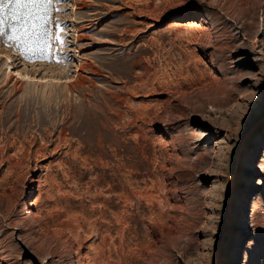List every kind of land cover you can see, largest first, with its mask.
Returning a JSON list of instances; mask_svg holds the SVG:
<instances>
[{
	"label": "rangeland",
	"instance_id": "1",
	"mask_svg": "<svg viewBox=\"0 0 264 264\" xmlns=\"http://www.w3.org/2000/svg\"><path fill=\"white\" fill-rule=\"evenodd\" d=\"M57 7L0 42V264H264V0Z\"/></svg>",
	"mask_w": 264,
	"mask_h": 264
},
{
	"label": "snow or ice",
	"instance_id": "2",
	"mask_svg": "<svg viewBox=\"0 0 264 264\" xmlns=\"http://www.w3.org/2000/svg\"><path fill=\"white\" fill-rule=\"evenodd\" d=\"M61 0H0V42H14L25 58L53 59L52 41L62 43L49 27L52 11H59ZM63 29H60L62 32ZM57 62H59L57 60Z\"/></svg>",
	"mask_w": 264,
	"mask_h": 264
},
{
	"label": "water",
	"instance_id": "3",
	"mask_svg": "<svg viewBox=\"0 0 264 264\" xmlns=\"http://www.w3.org/2000/svg\"><path fill=\"white\" fill-rule=\"evenodd\" d=\"M242 150V149H241ZM240 155H241V152L239 153V155H238V159H239V157H240ZM235 179L236 178H234L233 176L231 177V179H230V183H229V190H228V193H229V204H230V213H231V210H232V200H233V189H234V184H235ZM222 243V242H221ZM220 248H219V252L215 255V258H214V260H213V264H217V262H218V259H219V255H220V253H221V248H222V244H220V246H219Z\"/></svg>",
	"mask_w": 264,
	"mask_h": 264
},
{
	"label": "bare ground",
	"instance_id": "4",
	"mask_svg": "<svg viewBox=\"0 0 264 264\" xmlns=\"http://www.w3.org/2000/svg\"><path fill=\"white\" fill-rule=\"evenodd\" d=\"M78 35V34H77ZM78 36H80V35H78ZM15 53H17V52H15ZM9 60L10 61H12L13 59H12V57H9ZM86 66V65H85ZM83 75V74H82ZM81 79V78H80ZM78 81V80H77ZM79 81H81V80H79ZM76 82V81H75ZM85 83V82H84ZM77 85V84H76ZM68 86H70L71 87V84L70 85H68ZM78 86V85H77ZM241 152V148H239L238 149V151H237V155H236V157H238V155H239V153ZM261 168H262V171L264 172V158L262 159V164H261ZM233 177L234 178H236V171L234 172V174H233ZM228 190H229V188H228ZM228 195H229V193H228ZM228 201H229V196H228ZM229 203V202H228ZM229 208H230V204H229ZM231 209V208H230ZM230 214H229V216H228V222H227V228H226V230H225V232H224V235H226L227 234V229H228V224H229V220L231 219L230 218ZM255 219H257V218H255ZM256 222H257V220H256ZM243 224V226H244V223H242ZM222 242V241H221ZM220 248V247H219ZM249 258V252L248 251H246V255H245V259H248ZM260 262H259V260L257 259L256 260V264H259ZM263 263V262H262Z\"/></svg>",
	"mask_w": 264,
	"mask_h": 264
}]
</instances>
